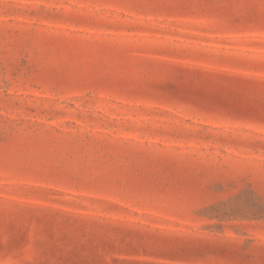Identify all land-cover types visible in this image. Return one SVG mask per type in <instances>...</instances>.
Returning <instances> with one entry per match:
<instances>
[{
    "label": "rangeland",
    "instance_id": "1",
    "mask_svg": "<svg viewBox=\"0 0 264 264\" xmlns=\"http://www.w3.org/2000/svg\"><path fill=\"white\" fill-rule=\"evenodd\" d=\"M0 264H264V0H0Z\"/></svg>",
    "mask_w": 264,
    "mask_h": 264
}]
</instances>
